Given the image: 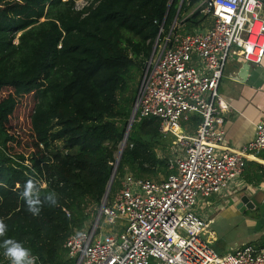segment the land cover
<instances>
[{"label": "trees", "instance_id": "obj_1", "mask_svg": "<svg viewBox=\"0 0 264 264\" xmlns=\"http://www.w3.org/2000/svg\"><path fill=\"white\" fill-rule=\"evenodd\" d=\"M76 1L0 0V244L20 243L36 264H76L64 243L102 203L139 90L132 82L162 22L167 32L178 17L191 31L208 19L194 10L200 0ZM200 121L193 114L188 125ZM160 125L135 119L109 201L127 167L141 178L171 172ZM29 180L35 215L21 195ZM53 193L55 205L45 199ZM3 252L0 264H10Z\"/></svg>", "mask_w": 264, "mask_h": 264}, {"label": "built area", "instance_id": "obj_2", "mask_svg": "<svg viewBox=\"0 0 264 264\" xmlns=\"http://www.w3.org/2000/svg\"><path fill=\"white\" fill-rule=\"evenodd\" d=\"M194 10L210 24L188 31L175 17L164 32L162 22L133 107L135 119L157 117L180 153L169 158L166 177H123L93 224L66 239L76 264H264V248L251 243L217 252L199 211L203 199L232 194L245 154L264 149V119L241 149L223 147L228 104L219 94L234 55L248 63L264 59V2L200 0ZM193 114L201 121L191 134Z\"/></svg>", "mask_w": 264, "mask_h": 264}, {"label": "crops", "instance_id": "obj_3", "mask_svg": "<svg viewBox=\"0 0 264 264\" xmlns=\"http://www.w3.org/2000/svg\"><path fill=\"white\" fill-rule=\"evenodd\" d=\"M219 94L228 104L223 113L226 132L223 147L239 150L254 138L256 123L264 119V59L260 64L248 63L240 54L234 55L221 78ZM188 130L192 134L196 128ZM245 161L244 172L233 185L232 194L212 196L201 201L199 211L209 224L212 220L210 208L212 211L227 208L234 201L238 203L243 195L255 203L264 200V149L246 153Z\"/></svg>", "mask_w": 264, "mask_h": 264}, {"label": "rangeland", "instance_id": "obj_4", "mask_svg": "<svg viewBox=\"0 0 264 264\" xmlns=\"http://www.w3.org/2000/svg\"><path fill=\"white\" fill-rule=\"evenodd\" d=\"M89 1L91 0H77L76 7L80 9L84 5H86ZM209 21L210 19H207L204 22L203 26H208ZM15 42H17V39H15ZM156 50H157V46H156ZM144 71L145 68L136 71L135 78L132 82V85H134V87L136 86H138V88L140 87ZM134 104L132 106V109L134 107ZM166 138L167 139L165 144L166 147H168V149L165 151L160 148L158 150V154L161 156L163 153L165 154L167 153L170 155V157H173L174 155L180 153L178 145L173 144L175 137L167 136ZM116 158H118V153ZM127 174H131V171L129 170L128 167L126 168L125 175ZM123 177H121L120 180H122ZM162 177L163 175H159L158 177H155V179H160ZM236 203L237 201H234L233 205L228 204L227 208H223L221 210L220 208H217V210L215 209L214 211H212L211 208L210 209L206 208L209 209V212L212 213L210 215V218H212V220L210 221V224L207 229L208 236L212 238L213 245L215 249L218 250L216 251L219 253H226L229 251H233L235 250V248L241 246L244 243H251L261 247V242L264 241V224L259 226L261 219L260 212L249 208L242 210L236 207L235 205ZM256 203L257 205L260 204V202H256ZM89 212L90 214H92L91 215L92 217L91 220L88 221L90 223L85 228H88L93 224L97 215V213L96 214L93 213L95 211L94 208L92 207L90 208Z\"/></svg>", "mask_w": 264, "mask_h": 264}, {"label": "clouds", "instance_id": "obj_5", "mask_svg": "<svg viewBox=\"0 0 264 264\" xmlns=\"http://www.w3.org/2000/svg\"><path fill=\"white\" fill-rule=\"evenodd\" d=\"M39 194L37 186L29 180L24 187L23 196L27 206L28 211L33 215L37 214L39 209L35 205L39 204V199L35 198ZM46 201L52 205L56 204L55 194H50L45 197ZM7 230V226L3 223H0V235H3ZM0 248H3L4 256L7 257L10 261V264H34V258L32 257L30 251L24 248L20 243L7 239L0 244Z\"/></svg>", "mask_w": 264, "mask_h": 264}, {"label": "water", "instance_id": "obj_6", "mask_svg": "<svg viewBox=\"0 0 264 264\" xmlns=\"http://www.w3.org/2000/svg\"><path fill=\"white\" fill-rule=\"evenodd\" d=\"M134 121H135V111H134V109H132L130 117H129V120H128L126 136H125V139H124V141H123V143H122V145L120 147V150L118 152L117 166L113 170V174L111 176V179L109 181L105 196H104L102 201H106L108 199V197H109V194H110V191H111V188H112V184H113V181L115 179L116 170H117V167L119 165V162H120L123 150L125 148V144H126L129 132L131 130V127H132V124H133ZM237 208H240L242 210H245L247 208H249V209H257L258 208V211L260 212V216H261L259 226L264 224V200H263V202H261L260 204L257 205L255 202L250 200L247 195H243V196L240 197V200H239V202L237 204Z\"/></svg>", "mask_w": 264, "mask_h": 264}, {"label": "flooded vegetation", "instance_id": "obj_7", "mask_svg": "<svg viewBox=\"0 0 264 264\" xmlns=\"http://www.w3.org/2000/svg\"><path fill=\"white\" fill-rule=\"evenodd\" d=\"M263 202V201H262ZM257 204V203H256ZM255 211H258V208L257 209H254Z\"/></svg>", "mask_w": 264, "mask_h": 264}]
</instances>
